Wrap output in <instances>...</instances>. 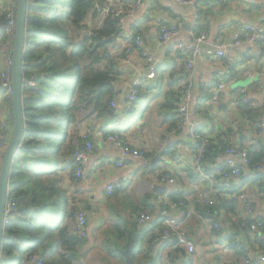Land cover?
<instances>
[{
    "label": "crops",
    "instance_id": "obj_1",
    "mask_svg": "<svg viewBox=\"0 0 264 264\" xmlns=\"http://www.w3.org/2000/svg\"><path fill=\"white\" fill-rule=\"evenodd\" d=\"M131 1L135 3L138 0H129L130 3L124 1L123 7L128 9L133 4ZM210 1L215 2V0ZM8 6L9 2L6 0L3 7L8 8ZM170 11L180 17L182 22L173 19ZM196 12L195 3H185L183 0H142L140 7L135 10L133 15L125 16L121 22V32L124 39H118L116 47L112 49V52L117 54L116 56H119L121 52L124 54V57L119 60L122 74L116 86L115 103L118 108L113 111L115 124L111 119L103 120L95 117L81 123L79 138L84 135L92 137L88 141L94 145V152L89 156L84 180L71 182L67 178L64 184L69 201H75L78 209H83L88 216V236L86 238L88 240L85 244L87 249L84 252L85 264H103L101 260L99 263H93L91 259L92 255H96L94 251L97 236H100L102 229L115 224L119 218L127 216L128 219H132V214L129 215V212H132V206H140L145 196L151 197V203L155 208L163 206L173 215L186 214V212L171 202L170 194L172 192H185L188 201L195 200L196 202L199 200L200 192L195 187L198 180L191 181L189 176V171L193 173L192 169L195 165L196 154L193 147L196 145V141L191 137L189 130L183 133L180 130L178 133L168 134L167 125L163 123L165 113L161 110L165 102V94L170 88L186 87L189 79V73L184 66L186 58L172 47L159 42V35L165 28L160 27L162 22L169 24V27L179 29L183 39H190L191 33L196 27L194 21ZM90 18L89 20H91ZM92 19L97 20L98 23L97 18L92 17ZM245 25H252L258 32L264 33V0H253V2H249V0H222V4L215 7L209 15L206 27L209 38L207 43L202 46L201 56L192 74L195 89L191 120L200 123L201 126L197 133L201 137L216 138L220 136L225 143L231 146L253 151L255 148L264 147V132L262 133L259 128V125L264 122V40L257 45L242 43L238 47H230L229 59L218 58L215 54L216 44L230 43L241 39L240 28ZM138 31H143L139 37L143 40L146 51L154 55L159 63L157 77L154 81L143 78L147 73L148 63L136 42L130 44L125 40L126 37L133 36ZM8 57L9 50L4 53L0 50V72L7 69ZM222 72L227 73L229 77L226 78V87L220 95L221 104L218 107H213L207 115L202 112L197 113V105L206 98L208 93L211 94L212 100L216 89L221 84L219 75ZM137 78H142L140 87L149 91L147 97H144L146 100L140 101V105H142L140 108H143L148 100L149 107L145 112L143 111L139 118L132 119L126 113L128 111L126 99L132 91L134 80ZM242 90H245L249 98L256 103L260 114L259 119L252 120L248 111L239 108V95ZM209 104H211L210 101ZM140 113L141 111H139ZM154 113L158 115H156L158 122L151 124L154 126L152 127L149 126L148 122ZM11 114L8 95L0 94V128L5 122L12 119ZM107 124L110 126L106 127ZM113 128L118 129L123 141L131 147L142 151L146 150L151 154L156 153L148 168L144 169L136 160H124L123 167L117 166V163L122 161L121 152L114 145L106 142V137L110 134L107 129ZM156 129L162 131L158 139L151 135ZM151 139L153 140L151 141ZM170 148L172 154L166 155L165 153ZM155 159L158 160L152 166ZM224 160L225 158H221L216 163L219 174L221 169L228 170L222 164ZM153 169L157 171L154 172ZM263 171V167L252 172L249 171V168H244L241 178L246 176L248 181L240 182L239 190L234 191L235 193L233 190L236 187L233 190L227 188L226 192H223L221 189L222 182L217 181L219 195L216 203L223 199L228 201L231 199V195L244 191L249 197L256 200L253 219L264 221ZM157 172L171 174L176 179L177 184L167 186L168 191L166 193H155L153 189L155 185L152 184L150 176ZM217 173H212L215 178ZM256 178L261 179L251 181ZM118 182L127 184L124 194H120L114 202L109 201L106 192L107 187ZM132 187L136 188L140 194L134 195L130 190ZM237 212L238 215L235 216L228 215L225 211L217 212L220 219L216 222L203 221L199 216L185 219L184 229L197 247L192 256H188L186 253H183L181 257L175 256L170 244L154 245L153 239L161 230V224L155 220L156 222L147 223L141 228L143 234L136 245H130L124 249L126 240H121V246L117 250L120 251L121 255H124L125 260L115 257V261L117 264H127L125 252L130 250L134 264H243V257H236L235 250L230 246L229 241L232 237H234L232 246L236 247L245 243L246 253H264V249L261 250L258 246H252L246 241V233L248 232L244 233L240 224L235 227L233 220L239 218L245 220L240 204ZM193 220L195 225L192 224ZM211 223H219L222 228L215 231L216 233H209L206 226ZM248 235L250 240L254 241L255 237L261 240L260 235L262 233L255 234L249 231ZM222 240L226 242L222 243ZM214 242L218 244L219 251L217 253L208 252L205 245ZM199 247L200 250H198ZM134 250H136L135 254L133 253ZM80 255H83L82 252Z\"/></svg>",
    "mask_w": 264,
    "mask_h": 264
},
{
    "label": "trees",
    "instance_id": "obj_2",
    "mask_svg": "<svg viewBox=\"0 0 264 264\" xmlns=\"http://www.w3.org/2000/svg\"><path fill=\"white\" fill-rule=\"evenodd\" d=\"M108 0H28L29 13L27 18V38L23 60V108L26 123L24 143L16 156L12 177L9 182V200L15 204V211L10 214L6 225L3 241V259L1 264H24L29 256L42 258L41 264H79L81 248L87 243L86 238L74 235L68 225L75 222L78 209L75 201H69L64 184L69 178L75 181L76 163L71 161L78 148L82 146L79 138V126L82 122L95 117L96 119H111L115 124V115L110 111L117 96V82L120 80L121 69L119 60L124 57L123 52L116 56L112 49L122 39L120 21L109 17L100 28H90L87 24L89 17L97 18L96 9L104 6ZM126 3L129 0H124ZM197 8L199 20L194 29L195 35L206 31L208 17L215 7L222 4V0H193ZM133 2L131 1V4ZM170 14L177 22L180 17ZM9 9L0 8V43L7 40L9 25ZM169 27L162 22L160 27ZM88 33V35H86ZM85 34V38H83ZM143 34L138 31L135 35L126 37L130 44H135L137 38ZM124 39V38H123ZM187 78V75H186ZM33 83V85H30ZM185 86L170 88L165 94V102L161 110L165 113L163 123L167 125V133H178L181 121L178 109L185 92ZM138 101L133 109L127 111L132 119L139 118L149 107V100L143 108L140 101L146 100L148 95L143 87L137 88ZM5 94V93H4ZM240 97V95H239ZM211 94L197 105L196 112L209 114L213 106L209 104ZM12 110V97H9ZM240 109H245L252 120L259 119L258 108H250L239 103ZM141 113L139 114V111ZM87 112L85 117L82 112ZM124 113V114H126ZM13 119V114H11ZM110 126L107 124L106 127ZM115 126V125H113ZM1 129V128H0ZM110 134L121 133L113 128ZM108 134V135H110ZM87 139L92 137L87 135ZM207 145L200 152L201 142L194 148V153L200 157L206 172L217 173V158L222 156L231 146L220 136L213 138L206 136ZM86 140V141H88ZM80 146L76 148L77 145ZM249 153V171L264 169V147L255 150H245ZM151 160L156 153L141 151ZM172 154L171 148L165 153ZM154 170V169H153ZM189 171L191 181H197L195 169ZM157 170H154V172ZM166 173V172H165ZM228 170L221 169L216 179L224 187V177ZM256 178L251 181H256ZM242 183L248 181L244 176ZM177 182V181H176ZM122 184L120 189L109 196V201H116L126 189ZM236 187L233 190L238 191ZM233 197V196H232ZM219 200L210 207L195 200L188 201L185 192H172L171 202L188 212L192 203L203 221H219L217 212L225 211L228 215H238L239 201ZM163 206L155 208L151 197L145 196L140 206H132V219L119 218L114 227L119 232V238L126 240L127 249L136 245L143 234L138 225V218L145 214L161 213ZM130 217V218H131ZM198 217V216H197ZM260 220H233L235 227L240 224L244 233H249L250 226ZM264 223V221H261ZM216 233V232H215ZM219 233V232H217ZM246 233V241L252 246L264 249V241L258 237L254 241ZM230 246L235 250L236 257L245 258L246 244ZM111 257L125 260L119 250L110 251ZM136 253V250L133 251ZM135 256V255H133Z\"/></svg>",
    "mask_w": 264,
    "mask_h": 264
},
{
    "label": "built area",
    "instance_id": "obj_3",
    "mask_svg": "<svg viewBox=\"0 0 264 264\" xmlns=\"http://www.w3.org/2000/svg\"><path fill=\"white\" fill-rule=\"evenodd\" d=\"M6 0H0V8H3L4 2ZM9 2V25L7 28V49L9 50L8 57V67L6 70L0 72V84L4 87H7L6 94L8 97H12L14 90L12 87V56L14 48V38L17 26L16 19V2L17 0H8ZM185 3L193 4V0H183ZM253 2V0H249ZM124 0H108L104 6L98 7L96 9L97 19H98V28H100L103 23L111 17L112 19H117L120 21V26L123 18L125 16H131L135 10L140 7L142 0H138L133 3L128 9L123 7ZM199 19L198 13L194 17L195 24ZM240 33L242 34L241 39L234 40L230 43H220L215 45V54L218 58L229 59V48L238 47L242 43H247L250 45H257L259 42L264 40V33L258 32L257 29L252 25H245L240 28ZM209 34L207 31H202L198 35H195V32L191 33V38L183 39L180 36L179 29L175 27H165L162 29L159 35V42L163 45L172 47L176 52L185 56V68L189 73V79L186 84V89L181 100L180 107L178 109L179 119L181 121L180 130L181 132H186L189 130L191 137L196 141V144L201 142L200 152H203L204 147L207 145V140L204 137H201L197 133V130L200 128L199 122H192L191 120V111L193 103V93L195 86L192 81V74L196 68V64L201 56L202 46L207 43ZM136 45L140 49L141 54L146 58L148 63L147 73L145 77L147 80L154 81L157 77L158 70V61L155 56L149 54L146 51L143 40L138 37L136 40ZM228 72V69H227ZM228 74L222 72L219 75L221 84L216 89L212 100H210L213 107H218L221 104L220 95L226 87V78ZM141 79L137 78L134 80L132 91L126 99V108L128 111L133 109L135 103L138 101L139 92L138 87L141 86ZM33 85V83H30ZM240 103L247 105L250 108H256V103L251 100L245 90L240 91ZM235 104V102H233ZM112 107L117 109L116 103H112ZM0 130V172L3 163V157L5 150L11 140L13 123L12 119L8 120L1 126ZM260 131L264 132V122L259 125ZM87 135H84L82 139V146L78 145V149L73 156L76 163L75 171V181L79 182L85 178V168L89 159V156L94 152V145L86 141ZM106 142L114 145L121 152L122 161L117 163L118 167L124 166V160H136L140 163L141 167L148 168L150 166L151 160L147 159L144 156L142 150L136 149L128 145L120 135L110 134L106 137ZM200 157L196 156L195 160V173L198 175L199 179L195 187L200 192V197L198 202L203 203L207 206H214L216 204V199L219 195V188L217 186V180L212 173L206 172L205 168L202 166ZM221 158H225L222 163L227 169L228 173L224 177V187L229 190H233L235 187H238L241 182V177L243 176V169L250 166V157L249 153L243 149L237 147H231L228 149L222 157H218L217 161ZM264 177V171H263ZM151 182L153 185L159 186H175L177 184L176 179L172 177L169 173H153L150 176ZM122 182L116 184H111L107 187V196H111L116 189L122 187ZM237 199L240 203V206L243 209V218L245 220H256L253 219L254 215V204L256 202L255 198L249 197L244 191H239L237 194L231 195V197ZM188 208L186 214L173 215L168 209H163L161 213L154 214H145L141 215L138 218L139 227H144L147 223L153 221H158L161 224V230L158 235L153 239L154 245H172L173 253L177 257H181L183 253H186L188 256L195 254L197 247L193 240L188 236L186 230L184 229L185 219L188 220L192 216H199L196 209L195 203H192ZM15 211V204L12 201H8L6 211H5V224L9 223L10 214ZM155 221V222H156ZM88 216L87 213L80 210L75 217L73 233L82 238L88 236ZM245 226H242L244 228ZM222 226L219 223L207 224L206 230L209 233L219 231ZM251 233H262L260 235L261 240L264 241V223L261 221L253 223L249 228ZM42 258L38 256H29L24 260V264H41ZM243 264H264V253L249 252L247 256L243 258Z\"/></svg>",
    "mask_w": 264,
    "mask_h": 264
},
{
    "label": "water",
    "instance_id": "obj_4",
    "mask_svg": "<svg viewBox=\"0 0 264 264\" xmlns=\"http://www.w3.org/2000/svg\"><path fill=\"white\" fill-rule=\"evenodd\" d=\"M29 13L28 0H17L16 5V19L17 26L14 38V48L12 56V87L14 90L12 96V110H13V130L12 138L5 150L3 163L0 172V264L3 259V241L5 237V211L9 201V182L12 177V170L15 165V159L19 153L26 134V123L23 108V60L25 55L26 38H27V18ZM88 35V33H86ZM85 38V34L83 36ZM7 87L0 84V94H4ZM113 116V111H110ZM158 159H155L152 166L155 165ZM74 162V158H71ZM155 193H166L167 187L155 185ZM200 250V247L198 248ZM127 264H134L130 250L125 252Z\"/></svg>",
    "mask_w": 264,
    "mask_h": 264
},
{
    "label": "rangeland",
    "instance_id": "obj_5",
    "mask_svg": "<svg viewBox=\"0 0 264 264\" xmlns=\"http://www.w3.org/2000/svg\"><path fill=\"white\" fill-rule=\"evenodd\" d=\"M8 9H9V6H8ZM91 20L92 17L90 18ZM88 19L87 23H89L91 26L90 28H96L98 27V23H97V20H93L91 21ZM88 24V26H89ZM7 49V40L3 43H0V50H2V52L4 53V51ZM88 114L87 112H82V116L85 117V115ZM157 114H153L150 116V119H149V126L151 124H156V122H158V118L156 116ZM85 122V121H84ZM12 123H13V126H14V122H13V119H12ZM152 126V125H151ZM154 127V126H152ZM162 131L161 130H155L154 133H151V135L155 136V139L157 138L158 139V136H160V133ZM12 138V136H11ZM153 139H151L152 141ZM158 142V141H157ZM156 142V143H157ZM131 192L134 194V195H139L140 192H138L136 190V188H131L130 189ZM199 197H200V194H199ZM82 211H84L82 209ZM85 212V211H84ZM133 214V212H129V215ZM192 224L195 225V221L193 220L192 221ZM69 226L71 227V229L73 230L74 228V222H70L69 223ZM119 232L117 231V229L114 227V224L113 225H110L104 229H102L101 233H100V236H97V241H96V249L94 251V253L96 255H92V261L93 263H99V260H101L103 262V264H117L116 261H115V258L111 257V253L110 251L112 250H117L118 248H120L121 246V239L119 238ZM224 242H226L225 240H222ZM218 244H216L215 242L214 243H210V244H206L205 245V249L208 251V252H215L217 253L219 251L218 249ZM87 249V247H85V245L81 248V252L83 255H81L80 257V262L79 264H85V250ZM105 251V253H103ZM197 257H199V255H196ZM137 262H138V259L136 258ZM11 262H15V259H13Z\"/></svg>",
    "mask_w": 264,
    "mask_h": 264
},
{
    "label": "clouds",
    "instance_id": "obj_6",
    "mask_svg": "<svg viewBox=\"0 0 264 264\" xmlns=\"http://www.w3.org/2000/svg\"><path fill=\"white\" fill-rule=\"evenodd\" d=\"M16 5H17V2H16ZM5 94H6V92H5Z\"/></svg>",
    "mask_w": 264,
    "mask_h": 264
}]
</instances>
